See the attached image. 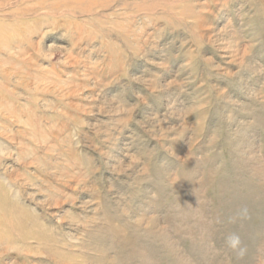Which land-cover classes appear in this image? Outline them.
Here are the masks:
<instances>
[{
    "label": "rangeland",
    "instance_id": "1",
    "mask_svg": "<svg viewBox=\"0 0 264 264\" xmlns=\"http://www.w3.org/2000/svg\"><path fill=\"white\" fill-rule=\"evenodd\" d=\"M0 264H264V0H0Z\"/></svg>",
    "mask_w": 264,
    "mask_h": 264
},
{
    "label": "clouds",
    "instance_id": "2",
    "mask_svg": "<svg viewBox=\"0 0 264 264\" xmlns=\"http://www.w3.org/2000/svg\"><path fill=\"white\" fill-rule=\"evenodd\" d=\"M227 243L230 247L237 248L238 245L240 244V239L236 235H230L229 237H227ZM241 254H242V250H241Z\"/></svg>",
    "mask_w": 264,
    "mask_h": 264
}]
</instances>
